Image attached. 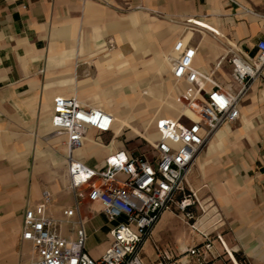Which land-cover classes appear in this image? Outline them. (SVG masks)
<instances>
[{
	"label": "crops",
	"instance_id": "obj_1",
	"mask_svg": "<svg viewBox=\"0 0 264 264\" xmlns=\"http://www.w3.org/2000/svg\"><path fill=\"white\" fill-rule=\"evenodd\" d=\"M147 11L161 13L165 17L161 21L170 25L160 33L168 38L167 44L173 43L171 54L158 60L161 70L191 49L194 66L213 71L224 85L215 72L229 64L225 59L228 50L254 56L258 39L264 38V0H0V264L30 260L31 243L22 239L23 215L44 190L53 194L54 216H61L62 208L73 204L70 189L66 191L65 146L62 138L51 135V116L53 98L68 95L66 87L77 89L71 73L78 49L83 43L90 47L105 38L114 40L115 35L131 29L132 23L140 22L139 31H146ZM180 20L195 27L182 28ZM200 28L221 41L217 47L205 37L195 39L194 30L203 31ZM131 45L138 51L145 44L138 39L131 40ZM122 57L116 52L104 63L123 71L128 60L118 61ZM99 83V79L93 81ZM118 86L86 99L116 115L109 107L116 105L110 96ZM174 86L177 91L187 87L183 82ZM249 89L243 97L248 102L240 106L235 122L239 124L220 127L188 174V184L204 208V212L197 211L207 219L203 226L217 222L227 248L216 242L222 254L211 264H242L236 254L248 264H264V78H257ZM161 106L173 108L166 101ZM120 127L115 123L113 132L101 133V145L93 142L98 132L90 129L76 157L96 165L110 152L127 148ZM132 130L149 140L157 137L146 126L142 132ZM227 151L230 154L224 158ZM65 193L72 202H60ZM86 227L87 248L93 253V234L101 233L105 241L103 214H98L97 224L91 219ZM152 234L161 247L184 248L201 240L189 225L180 226L169 210L162 213ZM98 250L100 254L102 248ZM154 257L153 242L148 240L145 262Z\"/></svg>",
	"mask_w": 264,
	"mask_h": 264
},
{
	"label": "built area",
	"instance_id": "obj_2",
	"mask_svg": "<svg viewBox=\"0 0 264 264\" xmlns=\"http://www.w3.org/2000/svg\"><path fill=\"white\" fill-rule=\"evenodd\" d=\"M263 27H264V15ZM254 56L233 48L224 57L231 65L232 84H222L214 72L194 66V50H186L171 61L174 84L187 85L174 96L183 111L176 116H158L157 137L149 140L151 157L124 148L110 152L99 164L77 158L75 151L87 141L90 129L98 133L93 142L101 145V133L113 132L117 121L109 110L84 104L76 95H57L52 101L51 135L65 146L68 187L73 204L54 216L53 194L44 190L41 199L27 206L22 220V239L31 243V258L25 264H211L227 249L217 222L203 226L207 219L197 211L204 208L188 184V174L216 131L240 117V102L257 78H264V38L256 43ZM190 111L196 118L191 117ZM99 203L104 216L107 245L96 257L87 248L83 200ZM178 208L185 222L201 240L184 248L161 247L153 229L162 213ZM98 231L97 228L94 229ZM152 240L155 257L146 263L144 246Z\"/></svg>",
	"mask_w": 264,
	"mask_h": 264
},
{
	"label": "rangeland",
	"instance_id": "obj_3",
	"mask_svg": "<svg viewBox=\"0 0 264 264\" xmlns=\"http://www.w3.org/2000/svg\"><path fill=\"white\" fill-rule=\"evenodd\" d=\"M132 11L133 10H130V12ZM147 12L146 31H139L141 28L139 25L140 22H137L135 24L132 23L131 29L115 35L114 40L110 37L105 38V40L94 43L90 47H85V43H83L82 47L78 49L79 55L74 59L71 73V76L74 77L77 89H75L74 92V90L66 87L65 93L68 95L76 94L80 102L91 104L92 100H87V96L91 97L119 84V88L116 87L112 89L110 96L114 99L116 105L109 108L116 113L117 126L120 124V128L123 130L121 139L126 140L124 142L127 149L135 152H139L138 149H141L146 153L147 157L150 158L152 155L151 145L145 141L139 133H136L132 129L142 132L146 126L148 130L153 131L155 130V120L146 125L145 122L147 123L150 119L163 115L174 117L179 112L183 111V109L174 99L177 90L171 78V65L168 64L161 70L158 63V60L163 58L165 54H171L169 46H172L173 43L171 45L167 44L168 38L160 34L164 31L163 29H166L170 25L161 21L165 18L161 13L153 11ZM150 15H156L157 18L151 17ZM179 22L182 28L184 26L195 27L191 23L188 25L186 21L180 20ZM200 30L203 31L194 30L195 39L205 37L211 41L213 47H217L216 44L221 42L218 38L214 37L211 32L204 31V29L201 28ZM138 39L143 41L145 45L143 48L135 51L131 45V40ZM116 52H121L123 54V57L118 58V61L122 59L128 60L126 70L121 71L117 67L109 68L106 66V63H104ZM230 71V65L227 64L224 65V69L220 67L215 73L225 84L231 83L232 86L235 87ZM95 79H99L100 81L98 86L93 84ZM90 83L93 84V86H91ZM163 101L170 102L173 108L168 110L163 108L161 106ZM247 102V98L242 100L240 106ZM253 115L254 114L251 113V116ZM238 124L239 121L229 126L234 128V126ZM223 126H227V124ZM105 140L106 139H104V141ZM228 154H230V151L225 152L223 157L226 158ZM66 191L69 193V188H67ZM68 193L60 197L61 203L72 202L71 195ZM199 198L201 199L200 196ZM83 203L81 207L82 215L91 217L93 223L97 224L98 214H100L101 209L100 204H90L85 199ZM170 212L174 215L180 226L184 225L188 227L183 213L178 208L174 207ZM91 242L93 244V253H91L93 257L99 255V247L103 250L107 245V242L103 241L101 233L93 234Z\"/></svg>",
	"mask_w": 264,
	"mask_h": 264
},
{
	"label": "trees",
	"instance_id": "obj_4",
	"mask_svg": "<svg viewBox=\"0 0 264 264\" xmlns=\"http://www.w3.org/2000/svg\"><path fill=\"white\" fill-rule=\"evenodd\" d=\"M235 256H236V258H237L239 261L242 262V264H248V262L245 260V258L242 257L240 254H236Z\"/></svg>",
	"mask_w": 264,
	"mask_h": 264
},
{
	"label": "bare ground",
	"instance_id": "obj_5",
	"mask_svg": "<svg viewBox=\"0 0 264 264\" xmlns=\"http://www.w3.org/2000/svg\"><path fill=\"white\" fill-rule=\"evenodd\" d=\"M186 112H187L191 117L196 118L195 115H194L193 113H191L190 111H186ZM213 139H214V136L212 137L210 143L213 141Z\"/></svg>",
	"mask_w": 264,
	"mask_h": 264
}]
</instances>
